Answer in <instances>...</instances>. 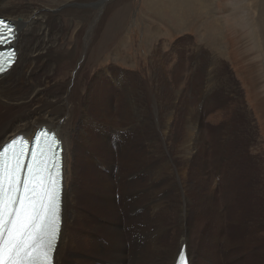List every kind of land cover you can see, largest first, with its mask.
Segmentation results:
<instances>
[{
	"label": "rangeland",
	"instance_id": "1",
	"mask_svg": "<svg viewBox=\"0 0 264 264\" xmlns=\"http://www.w3.org/2000/svg\"><path fill=\"white\" fill-rule=\"evenodd\" d=\"M0 3V7L3 3L2 7L16 13L24 12V15L30 12L29 9L49 8L54 11L52 17L40 13L43 26L51 23L53 28L61 31L52 47L54 58L50 63L55 68L54 75L43 68L35 70L26 78L30 81L26 93L32 91V86H38L37 81L43 74V78L52 77L58 90L59 86L78 79L83 83L85 96L92 89L93 93L97 90L96 99L101 98L103 113H106L100 122L109 134L108 147L104 148L95 140L91 147L79 151L81 157L85 155L86 165L78 175V189L74 193L72 207L81 210L85 217L79 218L71 227L72 233L78 236L90 231L108 239L106 235L112 233L106 228L116 222H121L125 232H129L131 207L124 209L126 198L122 192L124 189L134 191L125 182L126 173L141 169V166L135 167L138 163L147 165L142 164L145 159L137 152L144 143L143 146L151 152L173 156L177 160L172 166L176 176L169 180L173 184L169 181L161 184L158 190L164 192V198H159L158 204L153 203L164 208L162 220L168 225L161 228L163 234L169 233L168 237H162V245L169 243L173 251L176 241L181 240L188 249L192 264H195L194 252L200 253V250L207 251L206 255H209L201 257L199 264L204 261L209 264H239L240 260V264H256L255 258H250L248 245L251 222L255 219L252 204L245 198L233 211V200L224 195L223 187L232 172L240 171L233 177L236 180L237 176L243 175L244 183L248 180L245 170L264 172V0H100L96 5L82 4L78 0H0ZM3 14L0 11V17ZM90 31L95 32L96 37L90 39L87 48L86 35ZM81 57L83 63H80ZM116 66L123 71L134 72L132 76L139 82L136 85L139 86L138 105L130 112L143 116L140 114L145 109L141 103L150 98L148 122L152 139L148 142H143L146 131L141 129L144 122L148 123L140 118L133 122L138 136L135 145L132 142L134 135L132 139L114 141L115 128L112 127L116 124L118 127L128 126L120 122L114 111L119 98L109 81L115 76ZM83 107L89 113L97 112L99 108L91 102ZM122 108L123 102L116 113ZM242 123L250 126L244 131L237 130L238 126L231 128ZM131 125L132 122L129 123ZM191 125L195 131L188 129ZM116 130L123 133V129ZM89 152L96 153L98 158L101 153L102 161L93 158L92 162H86L91 158ZM158 160L161 162L160 158ZM96 162L121 164L118 173H123L122 178L118 179L114 172L113 178H99L94 170L103 171ZM160 162L152 160L151 168ZM140 173L142 175L143 171ZM107 175L111 176L112 170L111 175ZM147 178L148 175L141 178L142 181L136 185L142 198L138 204L146 200L145 196L150 198V192L143 197V189H140ZM248 181L251 186L253 180L250 176ZM210 182L215 187L213 194L218 198L211 211L206 196ZM115 192L119 196L113 207ZM240 192L246 196L242 190ZM144 207L140 205L134 211L139 213ZM177 211L181 215L178 218L175 215ZM154 216L155 213L151 217L154 219ZM133 223L137 222L133 220ZM138 223L147 231L154 228L149 214ZM119 241L126 246L124 236ZM208 243L213 244V250ZM105 247L108 248L104 251L107 256L115 244L110 241L109 247ZM153 247L149 243L148 250ZM70 248L79 253L87 252L90 258L98 255L101 260H107L105 258L108 257L95 252L79 239ZM117 253L121 259L122 253ZM68 260L84 264L80 257Z\"/></svg>",
	"mask_w": 264,
	"mask_h": 264
},
{
	"label": "bare ground",
	"instance_id": "2",
	"mask_svg": "<svg viewBox=\"0 0 264 264\" xmlns=\"http://www.w3.org/2000/svg\"><path fill=\"white\" fill-rule=\"evenodd\" d=\"M78 1L86 5H94V4L96 5L100 0H78ZM2 5L0 7V11L5 13L3 14L4 15L3 17H7L8 19L10 18V20L17 25L18 39L15 40L14 44L18 48V59L10 70H8L5 74L0 76V105H1V110L3 109V111L0 114V144L5 140L1 144L0 148L4 145V143H6L7 141H9L18 134L31 138L35 134V132L42 126H47L49 129L56 131L63 140L62 141L64 147L63 225H62L60 241L55 253V264H75L72 261H69L68 259L76 258V257H80L81 261H83L84 264H176L179 254L182 250L181 247L183 243L181 242V240L180 242L179 240L176 241L177 244L173 249V251L171 250L172 247L169 243H167L165 246L162 245V240H161L162 237L169 236V233L167 232L168 228L165 230V232H167L165 234H163V232L161 231V228L163 229L164 227L165 228L168 227V225L164 224L162 220V212L164 206L162 207L163 209H161L154 206L153 203L158 204L159 198L163 200L164 192L161 191L160 189L158 190V188H161L162 187L161 184L165 183L166 181H169L173 175L176 176V173L172 169V166L175 165V163H177V160L173 156L165 157L163 154L159 155V153L157 152L155 153H153L154 151L151 152L150 150L145 148V146H143L144 143L142 144L141 149L137 150V152H139L141 157L145 159V162H143L142 164L145 163L147 165L146 166L138 165L139 164L138 163L136 164L137 166L135 167L137 168L138 166H141L142 167L141 169L139 168L134 172L132 171L129 172L128 174L126 173L125 182L128 186H130L129 189L134 188V191L131 190L126 191L124 189V191L122 192L125 193V198H126V200L124 199V209L131 207L132 219L129 221L130 223L129 232L128 233L125 232L122 226L123 224L121 222H116L112 225V227L110 226L111 228L110 227L106 228V230H110L112 233L106 235L108 239H103L101 234H97L90 231L84 233L85 235H82L83 233L82 234L80 233L78 236L72 233L71 227H73L78 222L79 218L83 217L84 219L85 217V214L81 210L80 212L79 210H74L73 208L75 207H72L73 204L72 202L74 200L73 199L74 193L78 189V182H79L78 175L81 172L80 170L83 171L82 167H85L86 165L83 160V157L85 155L81 157L79 151L81 149H86L87 146L91 147L96 142L95 140L101 142L102 143L101 146H103L104 148L108 147L107 140L109 139V134L106 128L102 127L103 122H100L101 121L100 118H104L103 116H105L106 113H103L102 104L100 103L101 98L98 97V99H96V97L98 96L96 95L97 90L96 91L94 90L95 93H93V89H92L91 92L86 94L85 96L82 93L83 83L78 79L73 82L66 83L65 86H59L60 90H58L55 87V83H53L52 81V77L46 76L45 78H43L44 75L43 74L40 76L39 80L37 81L38 86L36 85L32 86L31 88L32 91L30 92L28 91V93H26L27 84L30 83V81L28 82L26 78L28 75L33 74L35 70L43 68L44 70H47L48 73L50 72V75H54L55 68L50 63V61L54 58L52 54V47L54 45V41L57 40V38L59 37L61 31L57 30V27L53 28L50 25L51 23L43 26L44 20L42 19L40 13L43 12V14L52 17L54 11H52L49 8H39L32 10L27 9L30 12L24 15L23 14L24 12L16 13L17 11L15 12L13 11V9L2 7ZM59 9H64V8H59ZM100 14L101 11L97 13L98 16ZM96 22H98V19H96ZM95 37H96V33L94 32L93 34L92 31H90L86 35V39L88 40L87 48L90 46V39H95ZM82 60L83 57H81L80 63H83ZM114 75L115 76L112 80L109 79L110 85H112V87L117 93L116 96L119 98V100H116L114 111L116 115L118 114L120 116L119 117L117 115V118L121 119L120 122H124L126 125H128L126 127L124 126L118 127L117 126L118 124L115 123L116 125L112 127L115 128L114 141L118 142V140H122L123 138L124 140L132 139L131 136L134 135L132 142L135 145L138 136H137V127L134 125L133 122L135 121V118H140L146 120V122L148 123L147 125L144 122L141 126V129L146 131L143 142L145 141L148 142L149 139L150 140L152 139L151 138L152 133H149L151 128L149 127L150 124L148 122L149 120L148 108H150L149 107L150 101H148V99L150 98H147V100L145 98L143 103H141V106L144 105V109H145V111H143L140 114L143 116H137L135 115L134 112H130V109L132 107H137L138 105L137 93L139 92L138 91L139 86L137 87L136 85H139V82L136 81L137 79H134V77L132 76L135 75L134 72L123 71L117 66ZM133 93L135 95H133ZM87 102H91L92 104H94L95 108L98 105L99 108H97L98 109L97 112L95 111L94 113L91 112L89 113L88 111H86L83 106ZM121 102H123L122 111L117 110L116 113V109H118L119 104ZM131 122L132 125L129 126V123ZM194 128L195 127L192 125L190 128L188 127V129L195 131ZM116 129H123V133H120ZM111 131L113 132V130ZM29 132L30 134H25ZM8 133L10 134L7 135ZM125 133L128 135V137L127 135H125ZM99 135L101 136V138L99 137ZM89 154L91 155V158L86 159V162H88V160L91 161L94 159L99 160V158L102 161L101 153L99 158L97 157V155H95L96 153L94 152L93 153L89 152ZM159 158L161 159V162L158 160ZM78 160L80 161V163H78ZM152 160H155L156 162H160V163H155L154 165L152 164L153 167L151 168ZM96 164L98 168H100L104 172V173L99 171L97 172L96 170H94V174H96L98 177L99 176L105 177V179L113 178L114 177L113 172L117 174L118 179L122 178L123 176L122 175L123 173L122 174L118 173L120 172L121 164H118L117 162H113L112 164L109 165H106L102 162L100 163L96 162ZM111 170H112V175H111ZM141 171H143L142 175L140 173ZM164 172H167V174L164 175L165 174ZM107 174H110L111 176ZM147 175L149 176V179L147 178L148 181L147 179H144L147 182L140 189H143L142 190L144 192V195H142L143 197L146 194H149L148 192H150L149 195L150 198L147 199V196H145L146 200L148 201L145 200L143 203L138 204V202L142 198L140 195L141 192L137 189L136 185L141 180V178ZM169 183L171 182L169 181ZM171 184H173V182ZM167 186L165 187L163 186V187L167 188ZM115 193L117 194H116V199H115V194L113 197L114 200L113 207L115 206L116 200L119 196L118 192ZM140 205H144L145 207L143 211L136 213V211L134 210H136ZM114 213H115V209H114ZM154 213L155 216L153 219L151 216ZM148 214L150 217V222L153 224L154 228H152L151 230L148 229L147 231L146 229L141 227L138 222L141 221L143 218L147 217ZM115 215L116 216L114 217L116 220L117 213H115ZM175 215L176 218H178L180 214H178L177 211ZM137 219L139 220L136 221ZM133 220L134 222L137 223L134 224ZM120 231H122L123 233H121ZM178 231H180V228H178ZM123 236L125 238L126 246L123 245L125 243L119 241L120 239L123 240ZM77 239H79L80 242L86 244L88 247L94 248L96 250L95 252H98L99 254L105 257L110 256V258L107 257L105 258L107 260H101L99 257H97L98 255L96 256L94 254H93L94 256L90 258L87 252L79 253L72 250L70 247L76 243ZM110 241L115 244V247L112 249V253L106 256V252L104 251H107L108 248H106L105 246L109 247ZM149 243H152V245L154 246L152 250H148ZM177 249H179V252L177 251L178 252L177 256L173 258ZM117 252L122 253L121 259H119L120 254ZM165 259L167 260L166 263H164Z\"/></svg>",
	"mask_w": 264,
	"mask_h": 264
},
{
	"label": "snow or ice",
	"instance_id": "3",
	"mask_svg": "<svg viewBox=\"0 0 264 264\" xmlns=\"http://www.w3.org/2000/svg\"><path fill=\"white\" fill-rule=\"evenodd\" d=\"M15 38L11 22L0 19V44ZM14 58L15 51L0 57V74ZM41 136L30 162L22 136L0 150V264H52L61 227L62 141L55 133Z\"/></svg>",
	"mask_w": 264,
	"mask_h": 264
},
{
	"label": "crops",
	"instance_id": "4",
	"mask_svg": "<svg viewBox=\"0 0 264 264\" xmlns=\"http://www.w3.org/2000/svg\"><path fill=\"white\" fill-rule=\"evenodd\" d=\"M235 126L239 127L237 128V130L244 131L245 127H249L250 125L249 123L235 124L231 128ZM258 166H261V164H259ZM239 172L240 171H237L235 173L232 172L229 181L227 177V179L224 181L223 192H224V195H227L228 197L232 198L233 204L235 205V208H234L232 206V201H231V206L233 208V211L238 209L239 205L243 203L245 198L249 199L250 203L252 204L255 219L251 222L250 232L248 236L249 239H251L248 241L249 255H250V258L252 259L255 258L254 260L257 261L256 264H264V172L258 169L257 170H250V169L245 170L248 180H249V176H250V179L253 180V182L251 183V186L248 180L244 183L243 175L241 177L237 176L236 180L234 179L233 176ZM225 175L227 176L228 172H226ZM207 189L209 191L208 194L206 195L207 203H208L209 210L211 211L212 206L215 204V200H216V203H218V198L214 196L213 194L215 191V187L212 186L211 182L208 184ZM241 190L243 191L244 194H246V196H244L240 192ZM210 241L211 240H209V243ZM209 246L213 250V244H209ZM206 253L203 250H200V253L199 251H195L194 252L195 264H199V259L201 257L203 256L207 257V255H209V254L206 255ZM241 262L242 261L240 260L239 264ZM200 264H209V263L204 261V262H201Z\"/></svg>",
	"mask_w": 264,
	"mask_h": 264
},
{
	"label": "flooded vegetation",
	"instance_id": "5",
	"mask_svg": "<svg viewBox=\"0 0 264 264\" xmlns=\"http://www.w3.org/2000/svg\"><path fill=\"white\" fill-rule=\"evenodd\" d=\"M25 134H27V133H25Z\"/></svg>",
	"mask_w": 264,
	"mask_h": 264
}]
</instances>
